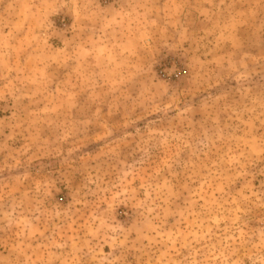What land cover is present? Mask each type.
I'll return each mask as SVG.
<instances>
[{"label":"rangeland","instance_id":"1","mask_svg":"<svg viewBox=\"0 0 264 264\" xmlns=\"http://www.w3.org/2000/svg\"><path fill=\"white\" fill-rule=\"evenodd\" d=\"M0 264H264V0H0Z\"/></svg>","mask_w":264,"mask_h":264}]
</instances>
